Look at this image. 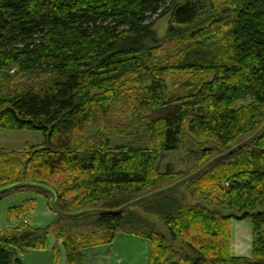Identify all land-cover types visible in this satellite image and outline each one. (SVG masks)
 Here are the masks:
<instances>
[{
    "label": "trees",
    "instance_id": "trees-1",
    "mask_svg": "<svg viewBox=\"0 0 264 264\" xmlns=\"http://www.w3.org/2000/svg\"><path fill=\"white\" fill-rule=\"evenodd\" d=\"M167 15L160 44L153 27ZM202 19L212 25L207 32L197 25ZM164 43L177 46L173 57ZM121 76L129 80L125 97L141 94L138 132L151 133L150 148H112L106 127L85 133L96 103L104 107L103 88ZM263 124L264 0H0V131L44 136L24 151L0 150V187L48 185L65 212L115 209L194 172H160L157 162L167 152H195L200 168ZM22 190L50 201L34 188L0 197ZM27 211L10 209V220ZM155 212L165 232L151 223ZM233 219L253 224L252 258L232 254ZM52 233L69 264H83L84 248L112 243L120 233L150 240L151 264H194L185 245L198 254L197 264H264V132L189 183L122 213L13 226L0 237V264H23L20 253L47 249Z\"/></svg>",
    "mask_w": 264,
    "mask_h": 264
},
{
    "label": "rangeland",
    "instance_id": "rangeland-1",
    "mask_svg": "<svg viewBox=\"0 0 264 264\" xmlns=\"http://www.w3.org/2000/svg\"><path fill=\"white\" fill-rule=\"evenodd\" d=\"M184 1L186 0H183V2ZM219 6L221 7V5ZM170 24L171 16L167 15L157 21L153 27L154 38L160 40V44L165 39ZM197 25L202 30H206V32L208 29L212 28V25L205 19L199 20ZM214 34V32L211 33L212 36H214ZM164 44L167 50L171 51L168 55L173 57L177 46L174 44ZM11 69L12 72H15V70H18V66L13 65ZM178 74H181V72ZM184 80L185 78L182 81ZM173 82L172 79L168 80L170 90L175 91L178 87H174ZM127 83L129 84V80L121 76L115 82L109 83V85L103 88L105 90L102 92L99 100L104 104V107L102 109L101 106L96 103L94 106L95 117L86 128L85 133L88 136L94 135L101 128L106 127L108 133L113 135L111 138L112 148L118 145L142 149L150 148L151 133L146 130L138 132V127L143 128L142 122L140 121L141 117L138 116L142 110L138 107L137 102L141 94L125 97V90L129 89V87H126ZM130 92L133 91L131 90ZM97 93L99 94L101 91ZM246 103H248V101H241L239 105ZM131 109L134 110V112L130 111ZM135 130H137L138 133L134 132L133 135L127 136L128 133ZM195 138L197 140L204 139V137ZM43 140V133L38 131L2 130L0 131V150L24 151L28 146L41 145ZM192 141H194V139L190 141L191 144ZM157 165L159 166L160 172L164 173L167 171V168L170 167V169L178 172L179 177H181L182 175H187L189 172L198 169L200 160L197 153L189 152L181 148L176 151L167 152L164 158L157 162ZM22 206H27L28 215L25 216L24 214L18 213L17 215H13L15 220H10V209ZM137 211L138 213L143 212L141 208ZM56 218L57 215L50 206L49 198L38 192L22 190L11 192L0 197V237L7 235L13 226L25 225L26 222L36 228L52 226ZM149 219L157 231H166L164 220L159 213L155 212L154 214H150ZM169 241L172 242L171 240ZM48 242V248L45 250H27L20 253L23 264H69L65 247L61 242L57 241L54 233L49 236ZM57 250H59L58 256L55 255V251Z\"/></svg>",
    "mask_w": 264,
    "mask_h": 264
},
{
    "label": "crops",
    "instance_id": "crops-1",
    "mask_svg": "<svg viewBox=\"0 0 264 264\" xmlns=\"http://www.w3.org/2000/svg\"><path fill=\"white\" fill-rule=\"evenodd\" d=\"M230 231L233 256L252 258L251 220H231ZM151 249V242L147 238L131 233H120L112 243L84 248L83 264H151Z\"/></svg>",
    "mask_w": 264,
    "mask_h": 264
},
{
    "label": "water",
    "instance_id": "water-1",
    "mask_svg": "<svg viewBox=\"0 0 264 264\" xmlns=\"http://www.w3.org/2000/svg\"><path fill=\"white\" fill-rule=\"evenodd\" d=\"M263 132H264V124L253 135L246 138L245 140H243L239 144L235 145L234 147L230 148L229 150H227V151L215 156L214 158L210 159L202 167H200L198 170L194 171L193 173L185 176L184 178L176 181L173 184H170L164 188H161L159 190H156L154 192H151V193H148L144 196H141V197H139L133 201H130V202L124 204L123 206H121L119 208H115V209L89 208V209H83V210H79V211H75V212H65L57 206L58 195L52 187L45 185V184H42V183H38V182H34V181H26V180L14 182V183L0 187V195L7 193V192H10V191H13V190H16V189H24V188H34V189L43 190L47 194H49V196H50V206H51L52 210L57 215H60L63 217H79V216H83V215H87V214H117V213H122L125 210L133 208L134 206H136L142 202H145V201L150 200L152 198H155V197H158V196L163 195L165 193H168V192H170V191H172L178 187H181V186L189 183L191 180H193L194 178L201 175L204 171H206L214 163L234 154L235 152L239 151L240 149L244 148L248 144L255 141ZM183 249L188 254H190L194 257V264H197L198 254L186 245L183 246Z\"/></svg>",
    "mask_w": 264,
    "mask_h": 264
}]
</instances>
